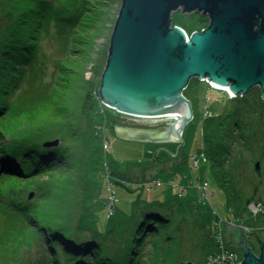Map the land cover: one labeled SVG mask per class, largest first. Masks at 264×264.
I'll use <instances>...</instances> for the list:
<instances>
[{
	"label": "rangeland",
	"instance_id": "374dc122",
	"mask_svg": "<svg viewBox=\"0 0 264 264\" xmlns=\"http://www.w3.org/2000/svg\"><path fill=\"white\" fill-rule=\"evenodd\" d=\"M26 1L34 7V0ZM50 2L65 16H80L75 22L51 17L47 26L36 27L34 32H40L33 57L8 88L6 117L21 129L58 131L66 162L34 176L21 192L28 199L38 192L41 212L70 219L74 230L79 224L80 233L95 234L99 244L109 242V247H128L141 223L145 227L155 222L158 231L138 236L145 235L139 240L143 246H136L134 264H207L219 217L238 216L244 224L261 227L264 239V206L254 219L244 214L248 201L264 202L260 87L230 98L208 81L191 77L183 95L192 116L179 139L120 137L116 125L157 129L170 121L124 115L101 102L98 87L121 0ZM23 3L0 0V27ZM208 22L202 12L178 9L171 14V24L187 33L200 31ZM1 136L9 138L8 133ZM15 182H0V264H56L41 257L46 250L40 233L10 204L22 187ZM223 234L227 242L229 235ZM227 246L242 256L237 245Z\"/></svg>",
	"mask_w": 264,
	"mask_h": 264
},
{
	"label": "water",
	"instance_id": "95a60500",
	"mask_svg": "<svg viewBox=\"0 0 264 264\" xmlns=\"http://www.w3.org/2000/svg\"><path fill=\"white\" fill-rule=\"evenodd\" d=\"M178 9L206 14L208 25L187 38L180 26L171 24ZM191 77L225 87L231 96L258 85L264 96V0H121L98 87L101 102L132 117L173 119L157 129L116 125L117 134L153 142L179 139L192 116L183 95ZM58 143L56 137L43 146ZM235 228L242 229L227 223L221 233L238 245ZM260 243L258 256L242 245L241 264H264Z\"/></svg>",
	"mask_w": 264,
	"mask_h": 264
},
{
	"label": "trees",
	"instance_id": "16d2710c",
	"mask_svg": "<svg viewBox=\"0 0 264 264\" xmlns=\"http://www.w3.org/2000/svg\"><path fill=\"white\" fill-rule=\"evenodd\" d=\"M23 2L20 10L11 16L8 23L0 27V182H20L22 187L17 195L11 198L10 204L16 211H21L29 225L34 226L40 233L42 245L46 250L45 254L43 252L40 255L47 262L50 259L56 264H134L133 255L139 254L136 246H143L140 243L146 231H158L155 222L147 223L145 227L142 226L145 222L141 223L140 230L134 233L128 247H119V244L109 247V242L99 244L94 238L95 234L93 237H87L88 235L80 233L79 230L83 228L79 224L76 225L78 230H74L70 219L60 217L56 213L47 216L43 210L41 212L38 192L36 197L31 199H28L27 192H21L23 185L30 184L34 176L66 162V152L60 144L53 147L43 146L45 140L56 137L55 133L58 131L51 127L21 129L7 121L8 88L17 80L16 77L22 75L23 69L33 57L38 42L37 34L40 32L34 30L47 26L51 17L75 22L80 16L63 15L62 8L54 9L50 0H34V7H29L26 0ZM31 23L36 24L34 28ZM5 133L9 134L6 141L1 136ZM151 215L166 221L159 213L153 212ZM142 232L144 234L138 238Z\"/></svg>",
	"mask_w": 264,
	"mask_h": 264
},
{
	"label": "built area",
	"instance_id": "2783aa9c",
	"mask_svg": "<svg viewBox=\"0 0 264 264\" xmlns=\"http://www.w3.org/2000/svg\"><path fill=\"white\" fill-rule=\"evenodd\" d=\"M183 29V28H182ZM184 30V29H183ZM186 37L188 38L189 34L184 30ZM106 146V145H105ZM264 202L261 200H253L248 201L247 207H246V217H248L247 213H249L253 219L256 217V215L259 212L263 211ZM239 220V217L236 216L234 218H228L224 219L222 217H219L215 220V229L217 230L215 233H212V235L215 238V247L209 251V253L206 255V262L207 264H228L229 260H231L232 264H241V261L243 259V256L236 253L233 249H230L227 246V243L224 238V234L221 233L224 228L223 226L227 223L234 224Z\"/></svg>",
	"mask_w": 264,
	"mask_h": 264
},
{
	"label": "flooded vegetation",
	"instance_id": "af4514ba",
	"mask_svg": "<svg viewBox=\"0 0 264 264\" xmlns=\"http://www.w3.org/2000/svg\"><path fill=\"white\" fill-rule=\"evenodd\" d=\"M232 225H236L241 227L242 229L239 228H235V236L237 239V246L240 248L241 252H242V245L245 243L247 245V247L250 249V251L258 256L260 254V241H262V243L264 244V239H262L260 232L262 231L263 228L258 227V226H252L249 224H244L242 222H240V220H238L237 222H235ZM230 237V234H228ZM251 238H255L257 240V243H255V241H251ZM228 243L229 244H233V242L230 241V238H228ZM243 256V254H242Z\"/></svg>",
	"mask_w": 264,
	"mask_h": 264
},
{
	"label": "bare ground",
	"instance_id": "6f19581e",
	"mask_svg": "<svg viewBox=\"0 0 264 264\" xmlns=\"http://www.w3.org/2000/svg\"><path fill=\"white\" fill-rule=\"evenodd\" d=\"M182 28V27H181ZM185 30V29H184ZM186 31V30H185ZM187 32V31H186ZM189 34V33H188ZM210 83V82H209ZM210 86L211 87H213V88H215V89H217V90H220V91H224V92H228L229 93V91L225 88V87H219V86H216V85H213L212 83H210ZM229 97L230 98H235V96L234 95H230V93H229ZM188 114V111H187V113L186 114H184V115H182V116H185V115H187ZM175 118V117H174ZM170 120H172L173 118H169ZM181 123H182V119L180 118V119H177V121H176V123H175V126L177 127V128H180V126H181ZM171 136H173V135H171ZM158 202L160 203V201L158 200Z\"/></svg>",
	"mask_w": 264,
	"mask_h": 264
},
{
	"label": "crops",
	"instance_id": "0c3cea01",
	"mask_svg": "<svg viewBox=\"0 0 264 264\" xmlns=\"http://www.w3.org/2000/svg\"><path fill=\"white\" fill-rule=\"evenodd\" d=\"M124 126H126V125H124ZM137 129H147V128H141V127H139V128H137Z\"/></svg>",
	"mask_w": 264,
	"mask_h": 264
}]
</instances>
